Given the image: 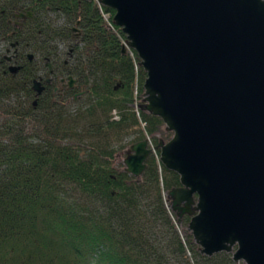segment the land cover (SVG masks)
<instances>
[{"label":"trees","instance_id":"16d2710c","mask_svg":"<svg viewBox=\"0 0 264 264\" xmlns=\"http://www.w3.org/2000/svg\"><path fill=\"white\" fill-rule=\"evenodd\" d=\"M113 14L97 0H0V264H245L180 231L165 196L180 176L159 149L138 177L115 164L123 136L156 146L170 132L134 107L146 72Z\"/></svg>","mask_w":264,"mask_h":264},{"label":"water","instance_id":"95a60500","mask_svg":"<svg viewBox=\"0 0 264 264\" xmlns=\"http://www.w3.org/2000/svg\"><path fill=\"white\" fill-rule=\"evenodd\" d=\"M99 2L146 72L142 108L173 132L155 148L180 176L167 193L178 220L191 216L203 254L264 264V0ZM44 88L34 79L37 94ZM151 151L147 138L132 143L124 169L140 176Z\"/></svg>","mask_w":264,"mask_h":264},{"label":"rangeland","instance_id":"374dc122","mask_svg":"<svg viewBox=\"0 0 264 264\" xmlns=\"http://www.w3.org/2000/svg\"><path fill=\"white\" fill-rule=\"evenodd\" d=\"M107 16V15H106ZM128 50H130L129 48H128ZM0 53L1 54H7L6 52H5V49H4V46L2 45V44H0ZM80 92H82V90H78L76 93H77V96H76V98H79V101L80 102H82L83 101V98H84V96H82L83 95V93H80ZM80 93V94H79ZM138 99V101L136 100V102H135V104H134V107H135V109L137 110V109H139L140 108V106H142V104H139L141 101H142V99H140L139 100V98H137ZM79 103V102H78ZM140 105V106H139ZM77 105L76 104H73L72 105V108H74L75 109V107H76ZM111 114H114V117H117L118 116V114H117V112H116V110H113L112 112H111ZM139 114V113H138ZM141 126H144V124H142ZM168 132H170L168 135L167 134H161V133H157V136H159V138L161 139V141H163V142H166V141H168L171 137H172V135H173V132L172 131H168ZM132 138H133V135H125V136H123L122 138H121V141H119V142H117V144L115 145L114 144V147H115V149H116V151H115V158H114V161H115V164L116 165H118V166H122V167H124L125 168V163H124V159L126 158V156H127V154L130 152V145H131V140H132ZM147 138L149 139V141H148V146L149 147H152V149L154 148L155 149V144L153 143V141H152V139H151V137L150 136H147ZM120 145H124L123 147L121 146V147H119ZM156 149H159V148H156ZM154 152H155V150H154ZM166 196V202H167V206H168V208L175 214V216H176V221H177V223H178V225H179V227H180V231H182V232H184V230H188V226H186V227H184L181 223H182V221H183V219H184V217L185 216H189V217H191L189 214H187V213H185V214H183L182 216H181V219L182 220H178V218H179V216H178V212L176 211V210H172V208H171V199H170V197L166 194L165 195ZM190 220V219H189ZM183 226V227H182ZM184 228H186V229H184ZM231 253V252H230ZM232 254V253H231ZM189 255H191L190 253H189ZM240 262V261H239Z\"/></svg>","mask_w":264,"mask_h":264},{"label":"flooded vegetation","instance_id":"af4514ba","mask_svg":"<svg viewBox=\"0 0 264 264\" xmlns=\"http://www.w3.org/2000/svg\"><path fill=\"white\" fill-rule=\"evenodd\" d=\"M23 19H24V18H23ZM62 78H64L63 81H61V78H60V80H59V83H60V85H61L62 87L72 88V87L75 85V83H76V80H75L74 84H73L72 86H70V85L68 84V78H66V77H62ZM55 89H57V87H56ZM80 93H82V92H80ZM80 93H79V94H80ZM76 94H77V93L74 94V97L77 96Z\"/></svg>","mask_w":264,"mask_h":264}]
</instances>
